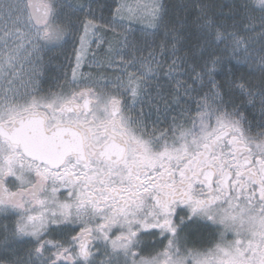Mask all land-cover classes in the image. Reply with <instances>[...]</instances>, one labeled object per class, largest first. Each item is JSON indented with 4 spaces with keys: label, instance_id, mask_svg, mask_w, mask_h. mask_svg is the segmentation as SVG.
Returning <instances> with one entry per match:
<instances>
[{
    "label": "snow or ice",
    "instance_id": "1",
    "mask_svg": "<svg viewBox=\"0 0 264 264\" xmlns=\"http://www.w3.org/2000/svg\"><path fill=\"white\" fill-rule=\"evenodd\" d=\"M0 264H264V0H0Z\"/></svg>",
    "mask_w": 264,
    "mask_h": 264
},
{
    "label": "rangeland",
    "instance_id": "2",
    "mask_svg": "<svg viewBox=\"0 0 264 264\" xmlns=\"http://www.w3.org/2000/svg\"><path fill=\"white\" fill-rule=\"evenodd\" d=\"M84 70H87V69H86V67H85V69H84Z\"/></svg>",
    "mask_w": 264,
    "mask_h": 264
}]
</instances>
